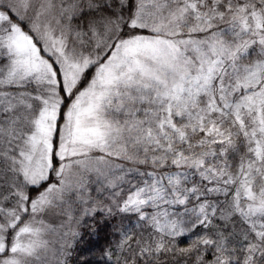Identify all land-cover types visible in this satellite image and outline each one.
<instances>
[{"label":"snow or ice","instance_id":"obj_1","mask_svg":"<svg viewBox=\"0 0 264 264\" xmlns=\"http://www.w3.org/2000/svg\"><path fill=\"white\" fill-rule=\"evenodd\" d=\"M0 264H264V0H0Z\"/></svg>","mask_w":264,"mask_h":264},{"label":"rangeland","instance_id":"obj_2","mask_svg":"<svg viewBox=\"0 0 264 264\" xmlns=\"http://www.w3.org/2000/svg\"><path fill=\"white\" fill-rule=\"evenodd\" d=\"M50 220L53 222V223H56V224H59V223H62L64 218L63 217H59V216H51L50 217ZM56 237L53 236V240L55 241Z\"/></svg>","mask_w":264,"mask_h":264}]
</instances>
